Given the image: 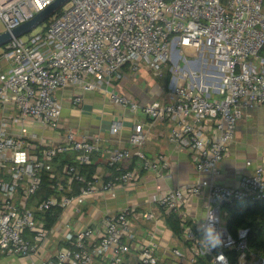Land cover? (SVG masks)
<instances>
[{
    "label": "built area",
    "instance_id": "obj_1",
    "mask_svg": "<svg viewBox=\"0 0 264 264\" xmlns=\"http://www.w3.org/2000/svg\"><path fill=\"white\" fill-rule=\"evenodd\" d=\"M54 1L0 0L4 31ZM60 9L39 33L26 40L14 37L0 48V252L33 258L32 264H202V258L224 264L217 259L221 254L226 264H264V256L249 247V230L234 237L227 227L229 205L264 199V166L243 175L236 186L214 180L239 120L264 105V0H69ZM184 51H209L216 71L200 75L196 60L186 58ZM181 58L191 71L171 83L166 99L140 103L127 94L106 92L115 105L169 123L170 142L188 151L197 172L207 178L158 192L155 201L164 212L126 207L83 228H78L80 219L65 220L67 212L52 228L37 218L29 199L40 189L42 171L52 170L53 158L76 153V161L90 164L91 155L100 151L99 136H78L70 129L57 143L45 136L63 129L58 91H104L126 69L134 77L143 69L157 77L171 60L176 64ZM206 79L219 81L213 93ZM82 100L75 96L73 104ZM118 128L120 123L114 122L112 130ZM148 138L139 124L129 137L131 150L108 151L107 164L117 174L107 179L97 172L86 180L66 164L63 178L71 195L46 198L37 209L66 211L98 194L114 197L118 189L138 183L141 171L169 175L167 155L149 158L144 153ZM134 157L140 166L127 169ZM74 182L82 184L78 193H73ZM64 185L59 183V189ZM202 197L205 216L211 209L218 217L215 227L225 241L208 252L199 243L202 221L192 219L189 211L190 202ZM173 213L180 217V235L165 223Z\"/></svg>",
    "mask_w": 264,
    "mask_h": 264
},
{
    "label": "crops",
    "instance_id": "obj_2",
    "mask_svg": "<svg viewBox=\"0 0 264 264\" xmlns=\"http://www.w3.org/2000/svg\"><path fill=\"white\" fill-rule=\"evenodd\" d=\"M116 91L127 94L140 103L163 100V89L154 79L151 72L143 69L139 76L134 77L127 70L122 78L104 91L82 92L80 88L59 90L58 98L63 105H70L68 116L63 114V129L58 132H47L45 136L53 143L64 139L65 131L70 129L78 136H99L101 138L100 151L97 152L99 166L98 175L105 174L108 151L116 149H132L129 137L136 125L142 124L149 138L143 151L149 158L165 154L170 158V174L164 178L153 172H143L141 180L129 187L120 188L116 196L98 194L88 198L80 205L73 204L67 208L65 220L80 219L78 228L97 226L99 219L105 213H117L126 207H136L141 212H164L155 201V196L161 190L173 189L187 183H196L207 178L197 172L191 155L186 150H180L170 142L171 125L162 121H150L143 113H134L129 108L113 104L108 92ZM82 95L80 105L73 104L75 96ZM114 122L120 123V128L112 130ZM259 165L264 166V105L248 111L236 128L234 141L230 145L227 157L219 166V174L215 182L227 186H236L243 175L251 174ZM191 218L200 220L205 216L206 199L194 198L189 204Z\"/></svg>",
    "mask_w": 264,
    "mask_h": 264
},
{
    "label": "trees",
    "instance_id": "obj_3",
    "mask_svg": "<svg viewBox=\"0 0 264 264\" xmlns=\"http://www.w3.org/2000/svg\"><path fill=\"white\" fill-rule=\"evenodd\" d=\"M62 9H59L56 14H60ZM50 19L47 20V22ZM127 70V69H126ZM128 71V70H127ZM170 82V74L167 73L165 77V89H167ZM97 154L91 155L90 164H81L76 161V153H65L53 158L50 163L52 170L44 169L41 173V186L34 196L29 199V206L35 207V216L42 219L45 224L52 228L62 217L64 209L60 207H52L46 211H39L37 205L40 201L51 196H61L63 194L71 195V192L67 189L66 179H64L63 168L66 164L73 165L80 175L86 180H91L97 173L99 166L97 160ZM140 166L138 158L134 157L127 169H134ZM142 173L144 171H141ZM55 173V177H51V174ZM105 174L103 177L107 179L115 174V169L106 164ZM59 183H64V188L59 189ZM81 183L74 182L72 184L73 193H78ZM229 217L227 219V227L230 233L237 237L238 233L242 229H248V242L249 247L255 251L260 252L264 256V199L253 200L246 199L243 201L235 202L228 206ZM165 223L167 228L174 234H181L180 217L173 213L170 216L165 217ZM6 257L5 254L0 252V260ZM202 264H209L208 258L201 259Z\"/></svg>",
    "mask_w": 264,
    "mask_h": 264
},
{
    "label": "rangeland",
    "instance_id": "obj_4",
    "mask_svg": "<svg viewBox=\"0 0 264 264\" xmlns=\"http://www.w3.org/2000/svg\"><path fill=\"white\" fill-rule=\"evenodd\" d=\"M41 29H42V25H39L31 32L24 35L23 38L26 40L29 35H35L36 33H39ZM3 31H4V25L0 21V33ZM183 55H185L186 58L190 60H196L195 64L197 66L195 67H197L196 69L198 70L196 72L200 73V75L202 76H205L206 74H210V72L216 71V68L214 67L216 65V62L213 60L211 53L209 51H205L201 54L200 53L195 54L193 52L184 51ZM187 71H191V66L189 63L185 64L184 60L181 58V60L177 62L176 64H174V62L171 60L166 66H164V68L161 71L160 76H157V77L153 76L154 79H156L159 82V86L163 89L164 99L167 98V93L170 90L171 83L173 82L174 84L176 80H178V82H181V73L182 72L184 73ZM167 73L170 74V82L168 85L169 87L165 89L164 85H165V77L167 76ZM206 82L211 90V93H213L214 89H217L218 85L220 84L218 80H213V79L210 82L207 81L206 79L205 83ZM69 112H70V105H68L67 102H64V99H63V114L65 116H68ZM17 132H19V130ZM68 221L72 222V220H68ZM51 248L52 247H50L49 249ZM32 261H33V258H26V257L14 255V256L4 257L2 260H0V264H32Z\"/></svg>",
    "mask_w": 264,
    "mask_h": 264
},
{
    "label": "water",
    "instance_id": "obj_5",
    "mask_svg": "<svg viewBox=\"0 0 264 264\" xmlns=\"http://www.w3.org/2000/svg\"><path fill=\"white\" fill-rule=\"evenodd\" d=\"M69 0H55L45 10L37 13L29 21L15 27L11 31H3L0 33V48L8 44L14 37H22L37 26L43 25L52 15H54L62 6L68 3Z\"/></svg>",
    "mask_w": 264,
    "mask_h": 264
},
{
    "label": "clouds",
    "instance_id": "obj_6",
    "mask_svg": "<svg viewBox=\"0 0 264 264\" xmlns=\"http://www.w3.org/2000/svg\"><path fill=\"white\" fill-rule=\"evenodd\" d=\"M200 221H202V223L199 224L198 231L202 234V238L199 240L201 246L206 248L207 252L212 249L222 248L225 244V241L222 239L223 234L215 227L219 222L218 217H216L211 209H209L207 215L201 218ZM217 259L226 264L227 257L223 254L219 255Z\"/></svg>",
    "mask_w": 264,
    "mask_h": 264
}]
</instances>
